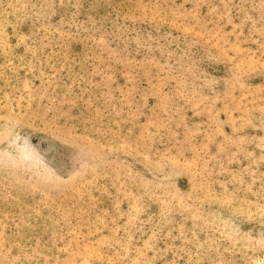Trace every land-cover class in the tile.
Listing matches in <instances>:
<instances>
[{"label": "rangeland", "instance_id": "1", "mask_svg": "<svg viewBox=\"0 0 264 264\" xmlns=\"http://www.w3.org/2000/svg\"><path fill=\"white\" fill-rule=\"evenodd\" d=\"M0 264H264V0H0Z\"/></svg>", "mask_w": 264, "mask_h": 264}]
</instances>
